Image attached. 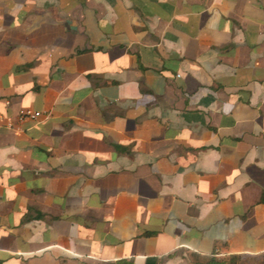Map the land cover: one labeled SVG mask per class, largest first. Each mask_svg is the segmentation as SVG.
Returning <instances> with one entry per match:
<instances>
[{"label": "crops", "instance_id": "obj_1", "mask_svg": "<svg viewBox=\"0 0 264 264\" xmlns=\"http://www.w3.org/2000/svg\"><path fill=\"white\" fill-rule=\"evenodd\" d=\"M0 114V264H264V0H0Z\"/></svg>", "mask_w": 264, "mask_h": 264}, {"label": "trees", "instance_id": "obj_2", "mask_svg": "<svg viewBox=\"0 0 264 264\" xmlns=\"http://www.w3.org/2000/svg\"><path fill=\"white\" fill-rule=\"evenodd\" d=\"M239 256H231L228 259H218L215 257H211L205 262H197L196 264H237Z\"/></svg>", "mask_w": 264, "mask_h": 264}, {"label": "built area", "instance_id": "obj_3", "mask_svg": "<svg viewBox=\"0 0 264 264\" xmlns=\"http://www.w3.org/2000/svg\"><path fill=\"white\" fill-rule=\"evenodd\" d=\"M40 115V112H34V111H26L25 113L22 114V118L25 117H31V118H36L37 116ZM2 119V115L0 114V120ZM8 126H13L12 122L8 123Z\"/></svg>", "mask_w": 264, "mask_h": 264}, {"label": "rangeland", "instance_id": "obj_4", "mask_svg": "<svg viewBox=\"0 0 264 264\" xmlns=\"http://www.w3.org/2000/svg\"><path fill=\"white\" fill-rule=\"evenodd\" d=\"M261 260H264V258H260V260H257V261H258V262H261ZM262 262H263V261H262ZM237 264H241V260H240V258L238 259Z\"/></svg>", "mask_w": 264, "mask_h": 264}]
</instances>
